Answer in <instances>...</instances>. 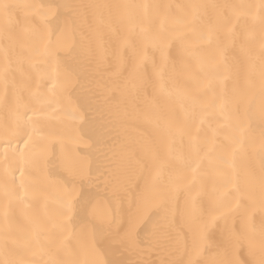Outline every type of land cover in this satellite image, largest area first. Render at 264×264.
<instances>
[{"label":"bare ground","instance_id":"1","mask_svg":"<svg viewBox=\"0 0 264 264\" xmlns=\"http://www.w3.org/2000/svg\"><path fill=\"white\" fill-rule=\"evenodd\" d=\"M0 264H264V0H0Z\"/></svg>","mask_w":264,"mask_h":264}]
</instances>
